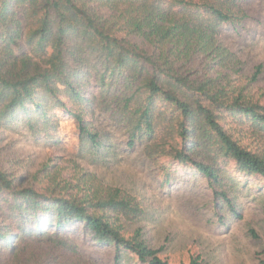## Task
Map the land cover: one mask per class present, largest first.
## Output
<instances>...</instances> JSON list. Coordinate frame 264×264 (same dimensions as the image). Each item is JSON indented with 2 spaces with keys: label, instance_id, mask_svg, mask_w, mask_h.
Wrapping results in <instances>:
<instances>
[{
  "label": "trees",
  "instance_id": "obj_1",
  "mask_svg": "<svg viewBox=\"0 0 264 264\" xmlns=\"http://www.w3.org/2000/svg\"><path fill=\"white\" fill-rule=\"evenodd\" d=\"M244 2L0 0V129L21 122L51 137L56 109H64L79 135L99 146L98 113L125 129L129 148L140 144L154 162L189 165L210 185L219 180V159L264 181V153L242 143L227 120L264 130V91L256 97L236 85L237 58L217 38L222 23L245 16ZM90 77L98 93L85 91ZM52 161L32 178L0 165V264H92L65 231L77 221L93 241L112 246L113 264L131 255L171 264L139 230L126 235L125 221L143 213L133 195L58 180Z\"/></svg>",
  "mask_w": 264,
  "mask_h": 264
},
{
  "label": "rangeland",
  "instance_id": "obj_2",
  "mask_svg": "<svg viewBox=\"0 0 264 264\" xmlns=\"http://www.w3.org/2000/svg\"><path fill=\"white\" fill-rule=\"evenodd\" d=\"M242 5L245 16L222 23L217 38L237 58V70L230 72L238 79L236 85L247 84L257 97L264 91V0H245ZM85 91L98 93L93 77ZM260 101L264 103V97ZM56 112L59 121L51 137L35 135L21 122L0 129L2 168L25 176L29 173L32 178L52 158L58 180L79 186L95 182L125 190L143 207L138 218L125 221L126 235L139 230L157 255L171 264H259V259H264L261 177L241 172L232 160L219 159V180L210 185L189 165L167 157L154 162L143 154L140 144L129 148L125 129L103 114L96 113L94 119L101 144L92 146L79 135L76 123L64 109ZM17 114L23 116L21 111ZM227 120L242 143L264 153V130L245 120ZM29 179L25 178L24 185ZM7 223L12 225L8 228L12 233L15 220ZM44 228L61 231L47 222ZM65 231L77 240L81 254L92 264H113L112 246L93 241L81 222L69 223ZM123 264L143 263L131 255Z\"/></svg>",
  "mask_w": 264,
  "mask_h": 264
}]
</instances>
